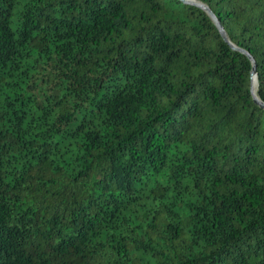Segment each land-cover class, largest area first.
<instances>
[{
    "label": "trees",
    "instance_id": "16d2710c",
    "mask_svg": "<svg viewBox=\"0 0 264 264\" xmlns=\"http://www.w3.org/2000/svg\"><path fill=\"white\" fill-rule=\"evenodd\" d=\"M0 0V264H264V0Z\"/></svg>",
    "mask_w": 264,
    "mask_h": 264
},
{
    "label": "water",
    "instance_id": "95a60500",
    "mask_svg": "<svg viewBox=\"0 0 264 264\" xmlns=\"http://www.w3.org/2000/svg\"><path fill=\"white\" fill-rule=\"evenodd\" d=\"M179 1H181L184 5H192V6H195L199 9L205 11L207 13V15L209 16V18L211 19V21L213 22V24L215 25V27L217 28L221 37L225 41H227V36H226L224 29L219 24V22L217 21L215 16L211 13V11L205 5L198 3V2H195L193 0H179ZM231 47L235 51H239L240 53L244 54L248 58V60L251 62L252 69H251V75H250V78H251L250 93L252 95L253 101L264 108V104L260 102V100L258 98V94H257V78H256V74H255V63H254L253 58L248 53H246L245 51L239 50V49L235 48V46H233V45H231ZM253 79H255V82H256L255 92L253 90Z\"/></svg>",
    "mask_w": 264,
    "mask_h": 264
},
{
    "label": "bare ground",
    "instance_id": "6f19581e",
    "mask_svg": "<svg viewBox=\"0 0 264 264\" xmlns=\"http://www.w3.org/2000/svg\"><path fill=\"white\" fill-rule=\"evenodd\" d=\"M255 87H256V82H255V79H253V90L255 92Z\"/></svg>",
    "mask_w": 264,
    "mask_h": 264
}]
</instances>
